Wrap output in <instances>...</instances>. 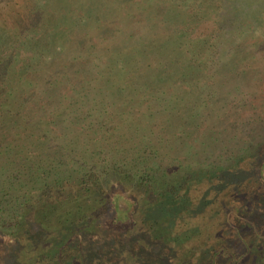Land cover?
I'll return each instance as SVG.
<instances>
[{
    "label": "rangeland",
    "instance_id": "1",
    "mask_svg": "<svg viewBox=\"0 0 264 264\" xmlns=\"http://www.w3.org/2000/svg\"><path fill=\"white\" fill-rule=\"evenodd\" d=\"M0 2V218L32 204L25 222L0 229V264H203L217 251L216 264H264L259 181L213 198L205 176L188 173L178 186L196 196L180 202L115 180L45 185L81 167L95 180L112 160L130 167L135 156L115 152L133 143L158 145L168 173H256L264 0H41L31 11ZM131 201L143 221L128 217Z\"/></svg>",
    "mask_w": 264,
    "mask_h": 264
},
{
    "label": "trees",
    "instance_id": "2",
    "mask_svg": "<svg viewBox=\"0 0 264 264\" xmlns=\"http://www.w3.org/2000/svg\"><path fill=\"white\" fill-rule=\"evenodd\" d=\"M1 1L4 2V3H2V5H6V6L9 5V4H6L8 1L9 2L15 1V3L18 5L19 9H21L22 6L25 5V6H28V9L31 11V8L32 7L34 8L37 5V2L41 1V0H1ZM0 4H1V2H0ZM15 14L17 15V19H21V23L23 24L24 19L21 17L22 16L21 12L18 9H16ZM29 23H30V20H29ZM22 24H19V26H21ZM132 78H130V79H132ZM233 115H235V114H233ZM148 118L149 117H146V119H148ZM246 118H247V120H257L256 118H253V116L251 114H248V116ZM121 119H123V118L121 117ZM170 136H172V135H169L168 137H170ZM178 140L181 141V144L186 149L193 146L192 143H193L194 139H191V137H189V135H186V136L182 137L181 139L179 138ZM156 141L159 142V140H156ZM142 142H143V140H142ZM174 143H175V141H174ZM119 144H121V143H119ZM262 144H264V141H262ZM262 148L264 149L263 145H262ZM159 150H160L159 146L158 145L153 146V144H151L149 146L142 144V146L139 147L138 144L136 145L135 143H133L132 145H130L129 149L125 148L124 146H120L116 149L115 153H119V154L128 153L129 155H132V156L134 155L135 156L134 157V159H135L134 165H130V167H129V166H127L128 164L126 165V163L122 164L121 163L122 159H121V161H118V162L117 161L113 162V160H112V161H110L111 163H109V168H111V169L106 170L105 173L102 175L96 176L95 180H93L94 178H92L91 181L90 180L88 181L86 179V177L84 176V172H83L84 167H81V168L79 167L80 169H75V171L77 172V174H75L76 176H73L74 175L73 173H69L70 176H68V177L66 176L67 178L54 176L53 179L51 180V182L50 183L45 182V185H82L81 188H84L83 185H115L114 184V180H115V182H117L118 185H124L125 183H127L128 185H131L132 187L130 189L132 191L133 190L135 191V187H136V188H138V190L140 192L141 190H140L139 186H142V188H145V192H144L145 195H147L148 192H151L153 194L154 198L158 201L160 200V197H162L164 199V201L165 200H171V201H178V202L183 201L184 199L187 200L190 197L192 198V197L196 196V195H193V193H196L195 191L193 192V188L186 187L183 189L181 186H178V185H181L183 183L193 181V179L188 181V178L185 177L188 173L190 174L191 178H192V175H194L195 173L201 175V177L205 176V182L203 185H210L211 189H208L206 187L204 193L207 192L208 197H213V198H216V196H218L219 194L224 193V192H230V194L234 198H238L239 194L243 191L242 186H243L244 190H245V188L249 189L246 187V185H241L242 184L241 182H243V180L259 181L261 185H264V156L262 158V161L258 165V170L256 171V173L251 172L252 176H248V178H249V180H248V178L245 177L247 175H245L244 173H239V172L237 173V172H234L235 170H228L226 168L224 169L223 167H219V168L216 167L215 169H211V170L207 171L206 168L208 165H204V168L206 169L205 171H201L202 168H200V169L193 168L191 164H188V165L184 166L182 171L177 169V170H173L172 172L168 173V171H169L168 169L171 168V166L166 162V159L163 158V155L160 154ZM256 150H260V149H256ZM140 152H143V155H141ZM172 159L173 158H171V160ZM233 161L235 162L236 159L233 158ZM123 166L125 168H123ZM235 168L236 167L234 166L233 169H235ZM178 171H179V173H178ZM168 174L169 175L171 174L170 178L169 179L167 178V180H165V178ZM197 179H199V178L197 177ZM197 179H195V180H197ZM100 180L102 182H100ZM198 181H196L195 183H197ZM152 185H156V187H154ZM159 185H160V187H159ZM217 185H228V186H226L225 188H219ZM133 186H135V187H133ZM78 194H76V195H78ZM236 195H238V196H236ZM119 197L120 196L114 197L112 200V202L115 201L116 206L114 207V209L117 212H119V210H118L119 209V204H118ZM243 202H244V199H243ZM133 203H134V201H131V206H129V208L127 210L128 217L129 216L131 217V215L136 212L135 213L136 218L143 221L144 219L141 216V208L137 207V205H136L134 207L136 210H135V212H133L134 211V209H132V207L134 205ZM22 206H23L22 207L23 212H21L20 214H18L20 212L19 211L20 208H17V211H15V215L17 214L16 216L13 215L9 218H4V217L0 218V229L11 230L15 226H19L21 223L25 222V216H24V213H26L25 210L27 208H28V210L32 209V207H31L32 204L29 201H27L26 203L22 204ZM48 206L49 205L45 204L43 207H39V209L43 210L44 208H47ZM79 208H81V207L79 206L78 209ZM161 209H163V208L159 207V210H161ZM46 212L47 211H44L42 213V214H44L43 216H45V214H47ZM143 213H145V211L142 209V214ZM226 218H228L227 214H226ZM156 224H158V223H156ZM151 228L153 231V227H151V226L149 228H147L146 231H151ZM10 233H12V232H10ZM3 238L4 237H1L0 240H2ZM217 256H218V251L214 255L213 259L216 258ZM213 259H212V261L210 259L209 263L207 260L206 261L208 264H216V262ZM205 262L203 264H205Z\"/></svg>",
    "mask_w": 264,
    "mask_h": 264
}]
</instances>
